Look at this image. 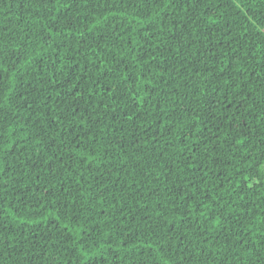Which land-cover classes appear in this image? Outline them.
<instances>
[{"label": "trees", "instance_id": "1", "mask_svg": "<svg viewBox=\"0 0 264 264\" xmlns=\"http://www.w3.org/2000/svg\"><path fill=\"white\" fill-rule=\"evenodd\" d=\"M0 264H264V0H0Z\"/></svg>", "mask_w": 264, "mask_h": 264}]
</instances>
